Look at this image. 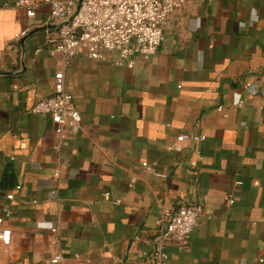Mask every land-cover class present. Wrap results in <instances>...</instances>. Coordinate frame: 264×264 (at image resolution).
<instances>
[{
  "label": "crops",
  "instance_id": "crops-1",
  "mask_svg": "<svg viewBox=\"0 0 264 264\" xmlns=\"http://www.w3.org/2000/svg\"><path fill=\"white\" fill-rule=\"evenodd\" d=\"M16 1L0 0V264H150L160 210L184 204L203 216L166 264H264V0H188L133 69L74 59L83 130L63 143L30 112L54 92L57 25ZM187 133L205 139L172 151Z\"/></svg>",
  "mask_w": 264,
  "mask_h": 264
},
{
  "label": "built area",
  "instance_id": "built-area-1",
  "mask_svg": "<svg viewBox=\"0 0 264 264\" xmlns=\"http://www.w3.org/2000/svg\"><path fill=\"white\" fill-rule=\"evenodd\" d=\"M188 0H18L5 8L23 10L28 17H34L36 10L47 7L49 20L57 25L56 34L49 38V54L54 59L57 71L54 76V92L48 98L38 101L31 113L49 116L56 126V134L61 143L82 132V116L78 111L73 95L66 87V70L74 59L84 57L92 60H106L109 53H117L119 66L133 69L136 59L144 61L152 58L164 41V27L169 17L186 6ZM28 34L23 31L15 36L19 41ZM41 49L37 50L40 52ZM249 85H247L248 87ZM241 103V101H240ZM223 107L218 111L222 112ZM205 138L193 134L177 136L171 150L180 152L184 145L197 143ZM60 149V145L54 148ZM149 168L148 163L143 164ZM192 167H195L192 164ZM58 176V173L55 174ZM165 179L164 173H155ZM54 194L57 193L55 189ZM8 200H14L9 194ZM230 203H233L231 201ZM11 211L6 216L10 217ZM203 216L200 205L184 204L177 209L162 208L156 220V231L143 253L150 264H166L168 247L186 249L193 233ZM51 229V227H50ZM56 232L55 229H51ZM0 243L10 246V229L0 231ZM75 259L82 261L79 255ZM63 260L56 255L52 263ZM84 261V260H83ZM87 262H90L88 259Z\"/></svg>",
  "mask_w": 264,
  "mask_h": 264
}]
</instances>
